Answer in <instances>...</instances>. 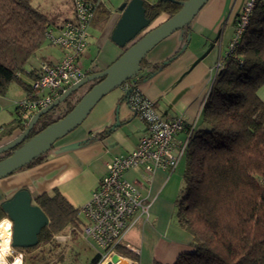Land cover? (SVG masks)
<instances>
[{
    "label": "trees",
    "instance_id": "obj_1",
    "mask_svg": "<svg viewBox=\"0 0 264 264\" xmlns=\"http://www.w3.org/2000/svg\"><path fill=\"white\" fill-rule=\"evenodd\" d=\"M181 1L185 0L145 1V14L152 21L162 13L171 16L180 10ZM109 14L110 9L97 5L91 26L98 27L97 23L102 24ZM50 23L32 0H0V96L7 95L14 82L27 93L31 91L30 84L19 74L26 72V63L47 41ZM241 40L232 57L221 58L223 67L215 75L188 142L184 187L176 201V218L192 234L194 250L181 253L171 264H264V102L258 95L264 84V0L256 1ZM183 48L160 63L150 64L144 58L131 78L139 92V84L177 58ZM28 75L36 78L37 74L31 70ZM98 81L87 82L78 89L83 92L75 101L68 97L63 105L58 104L40 117L29 137L55 120L51 114H58L60 105L63 115L69 112ZM29 121L19 114L0 129V141L17 130L24 131ZM38 123L41 125L36 128ZM113 128L108 127L103 133ZM10 154L11 150L1 153L0 160ZM41 158L42 155L29 164ZM33 202L48 223L36 246L21 249L31 252L49 244L51 252L61 246L55 236L65 228L70 226L71 234H78L79 209L58 190L39 194ZM5 216L0 210V218ZM44 251L33 253L30 262L50 264ZM124 252L131 254L126 249ZM100 261L97 254L90 264Z\"/></svg>",
    "mask_w": 264,
    "mask_h": 264
},
{
    "label": "crops",
    "instance_id": "obj_2",
    "mask_svg": "<svg viewBox=\"0 0 264 264\" xmlns=\"http://www.w3.org/2000/svg\"><path fill=\"white\" fill-rule=\"evenodd\" d=\"M245 2L209 0L187 28L172 33L148 52L146 61L155 64L184 47L177 58L139 84L142 93L153 101L160 118L168 120L182 116L189 124L198 123L216 75L215 66L228 49ZM72 16L73 10L63 16L61 22H51L50 25L58 27ZM120 16L121 11L111 10L109 21H112V29L108 32L105 28L108 25L104 26L109 39ZM168 17L167 13L160 14L152 26ZM91 44L89 29L88 50L81 59L86 73L104 69H92L93 61L99 59V54L91 60V65V62L88 63L93 54ZM116 46L112 50L118 57L124 48ZM61 56V49L54 47L49 54L38 59L30 58L29 66L25 65L26 72L34 70L36 74L42 62L57 63ZM34 78L35 75L32 80ZM26 94L27 91L19 83H14L7 95L0 96V129L18 117L17 103ZM258 95L264 102V84L258 89ZM123 96L122 86L110 91L85 120L57 140L44 157L1 178L0 204L23 188L30 192L33 199L44 192L51 194L58 190L73 207L80 209L106 174L107 163L114 156L133 151L140 138L147 133L146 123L135 114ZM111 126L114 128L104 134L103 131ZM20 132L17 130L13 136L5 137L0 145ZM184 136L182 133L179 138ZM185 167L186 157H183L171 173L159 169L149 174L142 167L125 172V177L136 182L150 201L149 217L137 220L124 238V242L139 253L121 248L122 251H130L131 254L125 256L132 264H153L154 261L171 264L181 253L194 250L192 234L182 228L176 218V201L183 191ZM59 236L66 239L69 235Z\"/></svg>",
    "mask_w": 264,
    "mask_h": 264
},
{
    "label": "built area",
    "instance_id": "obj_3",
    "mask_svg": "<svg viewBox=\"0 0 264 264\" xmlns=\"http://www.w3.org/2000/svg\"><path fill=\"white\" fill-rule=\"evenodd\" d=\"M109 1L73 0V16L58 27L47 28V41L61 49L62 56L57 63L44 61L37 68L36 78L30 83L31 91L17 103L23 117L30 120L37 111L49 106L87 75L81 59L88 50L91 20L97 5L109 9ZM256 1L246 0L223 59L233 56L249 26ZM222 67L220 60L215 66V74ZM122 87L130 107L146 123L147 133L133 151L114 156L107 163L106 174L101 177L91 198L79 209V216L82 215L84 220L79 222L78 232L106 264H115V255L132 264L120 250L123 247L136 254L139 250L124 242L125 235L137 220L149 217L150 201L136 182L125 177V172L136 167L144 168L149 174L159 169L173 172L186 156L188 142L196 126V123H187L182 116L168 120L160 118L153 101L139 92L133 79L127 80ZM182 133L184 138H179ZM13 249L14 255H22L24 260L25 250Z\"/></svg>",
    "mask_w": 264,
    "mask_h": 264
},
{
    "label": "water",
    "instance_id": "obj_4",
    "mask_svg": "<svg viewBox=\"0 0 264 264\" xmlns=\"http://www.w3.org/2000/svg\"><path fill=\"white\" fill-rule=\"evenodd\" d=\"M208 1H181V8L178 12L153 27H151L153 21L145 14V0H127L123 2L119 7L121 16L112 31L111 40L120 48L126 47V50L108 67L87 74L49 106L37 111L24 131L0 145L1 154L12 150L23 142L10 155L0 160V179L47 153L57 140L79 126L106 94L116 87L122 86L138 72L142 60L155 45L172 33L189 25ZM96 79H100V81L94 84L69 112L27 139L40 117L64 102L78 88ZM0 210L13 221V247L29 248L38 244L39 234L47 225L48 219L41 209L34 204L33 198L27 189H20L10 199L2 202ZM121 259L124 264H129L126 258ZM118 260H120V256L115 255L113 261L117 262Z\"/></svg>",
    "mask_w": 264,
    "mask_h": 264
},
{
    "label": "rangeland",
    "instance_id": "obj_5",
    "mask_svg": "<svg viewBox=\"0 0 264 264\" xmlns=\"http://www.w3.org/2000/svg\"><path fill=\"white\" fill-rule=\"evenodd\" d=\"M125 1L126 0H111L108 3L109 9L120 11L119 10L120 5ZM32 4L37 9H39L41 12H44L50 19V22H54V23L61 22L62 19L64 18L63 16L66 17L68 12L70 11V14H71L73 10V0H32ZM110 15L111 14H109V16L106 18L105 21H103L102 24L97 23L98 27L92 26V28H90V34L92 36L91 47H92L93 54L88 63L91 62L90 63L91 65L92 61L96 59V56H98L99 54V59L97 58L96 60L93 61L94 65L92 66V69L94 70H96L98 67L99 68L104 67L105 69L106 68L105 66L107 65L109 66L113 61H115L124 52L123 51L118 57H116L115 50H112V49H116L117 44H115V42H113L111 39L107 37V32L104 29V26L108 25L105 27L108 32L112 29L111 28L112 21L111 22L109 21ZM53 50H54V47L51 46L48 41H45L41 45V47L37 50V52L34 54V56H32L31 58L38 59L40 56L49 54L50 51H53ZM26 65L29 66V62L26 63ZM20 76L26 83H30L32 81V77L28 75L27 72H21ZM78 89L69 96L71 99L70 100L71 102L75 101V99L78 98V96L82 94L83 91L78 90ZM61 103L62 105L64 104L63 102ZM62 105L59 106L58 114H56L55 116L53 113L51 114L52 119L57 120L58 118L63 116V111H61ZM40 125L41 123H38L36 125V128H39ZM44 156H45V153L42 155V157ZM83 220H84L83 216L80 215L79 222L82 223ZM71 231H72V228L70 226H68L67 228L64 229V231H62L61 234L69 235L66 239L64 237L61 238L60 236L57 237V235L55 236L56 241L60 242L61 246H59L55 250H52L51 252H49V249L51 248L49 244H43L39 248L31 252L25 251L23 264H32L30 262L29 257L33 253L39 252L41 249H45L43 254L46 256V258L48 259L47 262H49L50 264H90L92 259L97 255L98 253L97 250L88 244V242L82 237L80 232H78V234L73 236L72 234H70ZM120 252L121 254L128 256V254L125 253L124 251L120 250ZM12 259L13 258L8 259L9 262L12 261Z\"/></svg>",
    "mask_w": 264,
    "mask_h": 264
},
{
    "label": "clouds",
    "instance_id": "obj_6",
    "mask_svg": "<svg viewBox=\"0 0 264 264\" xmlns=\"http://www.w3.org/2000/svg\"><path fill=\"white\" fill-rule=\"evenodd\" d=\"M13 221L5 216L0 218V264H9L8 257H13L12 264H23L22 255H14L12 247ZM105 264V261H101Z\"/></svg>",
    "mask_w": 264,
    "mask_h": 264
},
{
    "label": "bare ground",
    "instance_id": "obj_7",
    "mask_svg": "<svg viewBox=\"0 0 264 264\" xmlns=\"http://www.w3.org/2000/svg\"><path fill=\"white\" fill-rule=\"evenodd\" d=\"M105 264H106V262H105ZM115 264H124V263L122 262V259H120L117 262H115Z\"/></svg>",
    "mask_w": 264,
    "mask_h": 264
},
{
    "label": "flooded vegetation",
    "instance_id": "obj_8",
    "mask_svg": "<svg viewBox=\"0 0 264 264\" xmlns=\"http://www.w3.org/2000/svg\"><path fill=\"white\" fill-rule=\"evenodd\" d=\"M29 138H30V137H28L27 139H29ZM27 139H26V140H27ZM22 143H23V142H21L18 146H16L15 148H13V149L11 150V152H13V150L16 149V148H18L19 146H21Z\"/></svg>",
    "mask_w": 264,
    "mask_h": 264
}]
</instances>
